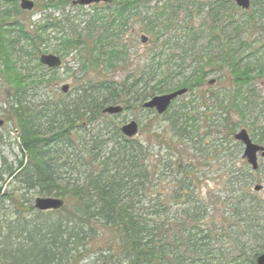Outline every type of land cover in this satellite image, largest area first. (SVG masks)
<instances>
[{
	"label": "trees",
	"instance_id": "trees-1",
	"mask_svg": "<svg viewBox=\"0 0 264 264\" xmlns=\"http://www.w3.org/2000/svg\"><path fill=\"white\" fill-rule=\"evenodd\" d=\"M152 1L111 0L106 4V10L110 6L113 9L106 16L96 17L84 35L91 46L84 48L85 61L95 58V62H90L94 69L122 61L126 57L125 53L121 55L125 46H121L118 32L125 26L128 18L125 15L145 8ZM213 2L212 6V2L207 5L203 24L190 22L186 24L190 27H183V38L191 47L186 49L182 43H173L177 38L172 37L158 43L165 36L163 31L173 30L176 22L174 19L162 21L167 8H157L146 19V30L142 31L151 36L152 47L146 51L145 61L133 70L127 69L122 80L87 83L72 99L67 95L43 97L37 100V105L28 100L29 91L44 83L41 76L44 70L51 76L55 70L45 69L38 63L36 56L41 53L34 43L40 37L30 36L20 23H13L8 31L4 30L0 15V59L3 60L0 76L7 89V114L16 125L15 137L25 156L15 169L6 167L5 173L15 179L23 191L37 190L45 197L54 195L68 199L60 210L44 213L35 211L26 194H22L19 201L7 195L5 200L18 214L28 205L33 217L29 222L24 219L6 221L0 227V264H71L87 249L97 226L115 233V258L126 264H255L256 257L264 252V199L248 189L251 174L259 171L252 173L246 163L241 167L237 165L232 147L237 149L240 144L216 139L210 134V120L201 131L199 123L203 124V116L199 112L184 113L188 109L185 104L180 111L172 113L167 129L169 152L161 156L153 168L146 158L148 146L125 139L115 124L107 122L118 115L103 114L108 106L122 105L128 109L132 104H142L175 87L199 88L214 68L210 60L218 59L229 68L235 82H245L252 74L264 73V45L250 53L251 58L245 65L235 58L239 48L249 47L242 36L246 31L241 27L260 28L262 33L255 42L264 43V23L258 24L262 14L264 16V5L259 3L262 9L243 12L245 20L237 21L226 34V29L236 22L233 12L238 9L232 0ZM255 5H258L256 0H252L251 6ZM14 11L19 15L17 8ZM220 11L227 16L220 17ZM187 19L192 20V17L188 15ZM39 28L46 30L45 26ZM79 38L67 37L61 51L81 47ZM18 40L31 44V53L27 55L34 57L33 67L27 66L25 61L17 67L12 51ZM236 40L238 45H232ZM97 46L99 50L94 55ZM104 46L107 51L100 52ZM188 70V76L169 87L174 77H182ZM244 100L242 93H237L230 104L243 113L245 108L240 106L245 104L240 101ZM95 123V128L86 130ZM77 133H83L85 138L74 141L72 136ZM259 136H264V132ZM109 144L110 152L101 158ZM62 146L76 151L80 158H85L86 164L82 166L85 170L82 184L73 185L69 191H59L58 170L67 165L65 161L59 164V159L53 156V148ZM186 151L195 157L193 162H184L182 154ZM210 159L220 176L213 190L203 195L198 184L202 177H209L211 171L203 174L197 164L199 160ZM193 171L197 172L196 177ZM167 179L172 181V190L167 196L151 191ZM140 188H145L144 203L140 200ZM174 207L177 216L172 213L175 220L168 219ZM226 237L240 242L238 249L226 246ZM244 239L258 243V250L247 254V247L241 242Z\"/></svg>",
	"mask_w": 264,
	"mask_h": 264
},
{
	"label": "rangeland",
	"instance_id": "rangeland-1",
	"mask_svg": "<svg viewBox=\"0 0 264 264\" xmlns=\"http://www.w3.org/2000/svg\"><path fill=\"white\" fill-rule=\"evenodd\" d=\"M28 1L34 4L32 11L21 10L19 6L20 0H0V15L2 16L3 29L7 30L13 23H20L30 36L36 37L37 34L40 37L37 38L34 43L41 53L38 54L36 58L39 59L41 55H53L59 57L62 62L61 67L55 70L54 76L49 75L46 70H44L41 73L44 83L37 84L34 87L30 86L32 87V90L29 91V96L31 98L28 100L34 102L35 105H37L39 99L43 97L46 99L47 97L57 98L58 96L67 95L68 99H72L79 92L80 88L87 83H95L102 80H112L115 82L122 80L127 73V69L133 70L136 66L145 61V56L147 55L146 51L152 47L151 36L142 31L144 29L146 30V19L152 12H156L155 9L157 8L160 9L163 6L167 8L163 12L162 21L164 19H174V22H176V26L173 30L163 31L165 32V36L159 39L158 43L161 44L165 39H168V37H172L173 39L177 38L173 43H182L181 46H185L186 49L191 47L190 43L183 38L185 34L183 27H190V25H186L190 22L192 25L203 24L206 20L207 5L210 6L212 2V6L214 3L213 0H159V2L154 0L148 3L145 8L130 12L128 15H125L128 17L127 20L125 19V26L121 29V32H118L119 42L122 44L121 46H125V51H123L121 55L123 56L125 53L126 57L112 66L94 69L90 66V62H95V58L92 59V61H85L87 56L85 55L84 48H91V46L86 43L87 41L84 35L87 33L88 25L91 24L96 17L108 15L107 13L113 9V6H110L109 10H106V3L80 6L74 5V2L77 0ZM256 3L258 5L251 6L246 13L261 8L259 5H264V0H256ZM197 4H201V6L199 5L197 8H194ZM233 4L235 8L238 9L233 12V18L236 22H232L233 24L226 29V34L229 33L232 27L236 26L237 21L243 22L245 20L243 11L241 12L240 8H238L235 3ZM43 6L46 8H42ZM14 8H17L18 12H20L19 15L16 14ZM159 13L162 12L159 11ZM159 13L157 12V14ZM218 14L222 18L227 16V14L222 11ZM188 15L192 17V20L187 19ZM262 16L261 19H257L258 24L264 23V16ZM67 20H69V22H65ZM44 26L46 30L39 28ZM9 29L12 30V28ZM241 29L246 31V34L242 36H244L243 40L249 47L245 50L244 48H239L237 50L238 55H235V58L242 61L245 65L251 58L250 53L254 51L255 48L264 45V43L263 41L259 43L255 42L262 33L260 28L251 27L247 29L243 26ZM71 30L72 32L69 35ZM243 31H241V33H243ZM71 36H73L74 39L80 37L79 43H81V47L77 46V48L73 50L66 48L65 51H61V44H63L67 37L71 38ZM142 37L146 39L144 43L141 41ZM233 44L238 45L237 40L233 41L232 45ZM30 45L29 42L19 40L15 44V49L12 51V54L17 67H20L21 62L24 63V61L28 63H26L27 66L33 67L35 59L27 55V53H31ZM194 45L197 46V44ZM106 49L107 46H104L100 52H104ZM98 50L99 46L96 47L94 55L98 53ZM261 53L262 52L259 54ZM210 61L212 64L214 63V68L199 88L189 89L188 87H175L168 91H164L162 94H158L163 95L178 91L182 88L187 89L186 93L178 98L173 103L172 107L164 114L158 115L156 112H153L154 115H152L151 113H145L142 107L145 102L142 104H132L128 109H124L122 105H119L122 108V112L118 117H113L111 121H107L115 124L118 129L130 121L137 123V135L131 140L140 144L142 147H145V145L148 146L149 152L146 158L149 165L153 168L158 159L169 152L167 151V142L170 141V137L167 134V129L171 115L174 111H180L185 104H187L188 109L183 111L184 113L192 115L199 112L203 116V124L202 122L199 123V126H202L201 131L207 127V121L210 120V124L212 125L210 134L215 135L216 139L223 141V143L235 142L233 139L234 134L243 129L247 132L254 144H264V136H259L260 132H264V73L257 75L252 74L245 82H235L232 74L228 71L229 68L226 69L223 66L224 64L221 65L218 59ZM2 64L3 60L0 59V71L2 69ZM189 74L190 72L188 70L184 73V76L174 77L172 83H168L169 87H171V85L175 86L185 75L188 76ZM158 78L161 77L159 76ZM210 81L212 82L210 83ZM64 85L68 87L66 94L61 92V88ZM237 93H242V98L245 99L244 102L240 101L242 104H245L244 106H240L241 109L245 108L243 113L237 111V109L230 104V102L235 99ZM6 97V85L2 82L0 76V120L4 122L3 127L0 129V227H3L6 221H21L24 219L29 222L33 217L32 213L27 209L28 205L23 207L18 214L13 206L5 200L7 199L5 198L7 195L12 196V199L15 201H19L22 200L21 195L26 194L28 201L32 205L36 198L45 197L38 193L37 190L23 191L20 184L15 179L9 178L5 173L6 167L15 169L18 162L25 159L24 154L21 152L20 144L15 137L16 125L13 120L9 119L7 114L9 105L6 102ZM95 125H97V123L86 130L95 128ZM211 135L208 138L209 140L212 139ZM82 138H85L83 133H77L72 136L74 141H78ZM109 149L110 144L103 149L100 157H106L110 152ZM232 149L234 151V157H236L237 165L241 167L245 163L242 159L243 147L239 145L237 149L233 147ZM186 152L187 153L182 154L184 162H193L195 157L188 151ZM78 155L76 151L67 149L64 146L53 148V156L59 159V164L65 161L67 165L65 168L60 167L58 170L59 176L57 181L60 189L59 191H69L73 185L82 184L85 176V170L82 166L86 164L85 158H80V155ZM101 160L102 159H100V161ZM198 163V169L203 174H206L209 170L211 171L208 173L209 177H202V180H200L198 184L202 194L206 195L208 190H213L216 179H218L220 174L217 172L218 168L211 159L206 162L199 160ZM259 164L260 169L259 172H257L258 174H251L249 178L250 185H248V189L249 192H252V186L255 183L260 184L263 189L259 194H261V198L264 199V162L259 160ZM193 175L196 177L197 172L193 171ZM164 181L167 182L162 183L158 189H152L151 191H159L162 195L167 196L170 189L172 190V185L170 184L172 181L170 179ZM144 191L145 188H140L139 196L143 203L145 202ZM48 197H54V195ZM54 198L61 200L63 205H65V202H68L65 196ZM139 207L141 208L140 204ZM143 208H145V205ZM54 211L58 210H53L51 212ZM176 211L177 208L175 207L173 210H170L168 219L172 217V213L177 216ZM47 212L50 211L44 213ZM172 218L175 220V217ZM171 221L172 220H170V222ZM2 232L5 233L6 231L2 229ZM93 233L91 237L92 240L87 243V249L78 254L71 264H126L124 261L115 258L117 244L114 240L115 233L113 231L97 226ZM10 234L13 235L12 233ZM227 240L228 244L226 246L238 249L237 247L240 242L233 241L229 238H227ZM241 242L245 243L247 254H252L258 250V243L254 244L253 240L244 239Z\"/></svg>",
	"mask_w": 264,
	"mask_h": 264
},
{
	"label": "water",
	"instance_id": "water-1",
	"mask_svg": "<svg viewBox=\"0 0 264 264\" xmlns=\"http://www.w3.org/2000/svg\"><path fill=\"white\" fill-rule=\"evenodd\" d=\"M110 0H77L74 2V5L80 6H89L97 3H108ZM235 5L242 9L248 10L250 8V0H233ZM20 9L32 11L34 8V4L28 0H20ZM141 41L144 43L146 39L144 37L141 38ZM39 62L41 65L49 68V69H57L61 65V60L57 56L53 55H41L39 58ZM212 81H210L211 83ZM68 91L67 86H63L61 88V92L66 94ZM187 89L183 88L178 91H174L172 93L164 94L161 96H155L143 104L144 109L155 110L158 115L163 114L168 107L171 105L176 98L184 95ZM122 112V108L120 106H111L107 107L103 110V114L107 115H118ZM3 126V121L0 120V128ZM120 132L127 138L131 139L137 135L138 125L136 122L131 121L124 126L121 127ZM234 139L237 142H240L243 147V155L242 157L245 159L247 164L251 167L253 171L258 169V155L264 161V146H258L250 140L245 130H240L238 133L234 135ZM261 185H255L253 187V191L258 193L262 191ZM63 206V202L59 199L53 197H38L34 200V207L38 211L46 212L59 210ZM255 264H264V253L256 258Z\"/></svg>",
	"mask_w": 264,
	"mask_h": 264
}]
</instances>
